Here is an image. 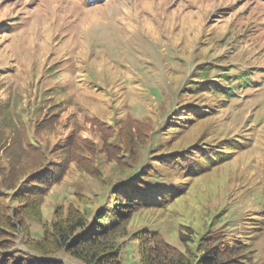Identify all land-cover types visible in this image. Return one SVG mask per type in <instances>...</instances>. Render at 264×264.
<instances>
[{
    "label": "rangeland",
    "instance_id": "1",
    "mask_svg": "<svg viewBox=\"0 0 264 264\" xmlns=\"http://www.w3.org/2000/svg\"><path fill=\"white\" fill-rule=\"evenodd\" d=\"M204 59L228 71L254 73L250 87L244 81L232 85L239 93L225 103L198 83L205 102L217 107L197 122L172 127L170 137L178 147L198 145L208 130L207 141L213 133L239 135L241 151L250 149L193 179L176 201L134 215L129 235L121 240L120 260L142 264L139 241L132 238L140 230L159 232L181 248L180 230L189 227L201 236L220 227L223 215L225 224L234 226L228 231L243 235V215L264 206V0H0V107L8 109L6 120L0 117V188L10 164L5 149L14 141L24 144L13 149L20 155L13 163L22 165L28 142L59 147L70 128L81 129L79 138L95 146L99 170L110 183L126 177L102 152L107 142H118L109 131L117 133L122 121L152 122L161 135L148 132L141 151L146 167L152 165L148 144L167 145L169 118L192 100L188 86ZM53 106L56 128L35 135ZM253 194L259 198L247 201ZM95 195L103 200L97 207L113 200L111 188L104 192L100 182L72 165L45 199L44 223L54 221L56 208L79 206V196ZM29 225L40 238L41 226ZM253 237L254 259L261 264L264 230Z\"/></svg>",
    "mask_w": 264,
    "mask_h": 264
},
{
    "label": "trees",
    "instance_id": "2",
    "mask_svg": "<svg viewBox=\"0 0 264 264\" xmlns=\"http://www.w3.org/2000/svg\"><path fill=\"white\" fill-rule=\"evenodd\" d=\"M227 67L206 59L200 61L188 86V90H193L192 100L182 104L179 113L173 114L166 125L167 145L148 144L146 156L154 159L152 165L146 167L141 151L147 145L148 132L161 135L154 130V123L122 121L117 133L108 130L118 142L114 145L107 142L102 146V152L114 169L125 175L124 180L107 182L99 170L95 146L79 138V128L68 129L59 147L47 145L44 148L28 142L27 149L23 150L26 160L22 165L13 163L20 159L19 154L13 155V149L17 146L23 149L24 144L19 140L7 147L9 170L0 188V264H121V240L129 235L134 215L143 210H157L171 200L176 201L185 194L193 179L208 176L214 170L229 165L241 151L243 142L239 135L221 138L213 133L212 140L207 141L209 135L206 130L197 140L200 145L178 147L177 139L168 133L174 126L182 128L192 119L197 122L205 118L217 107H209L205 102L198 83L207 87L205 93L209 97H218L219 102L225 103L235 101L234 96L239 93L232 85L244 81L250 87L254 73L239 74L235 69L228 71ZM210 74L216 77L211 78ZM122 88L118 86V90ZM56 112L55 106L51 107L49 117L35 126V135L56 128ZM7 116L8 109L0 107V117L6 120ZM74 164L83 174L100 182L104 192L111 188L113 200L97 207L103 202L99 195L91 198L79 196L82 205L58 207L54 211V221L44 223L45 199L53 187L63 182ZM164 170L168 175L165 176ZM174 184H178V188L173 187ZM258 198L253 194L247 201L254 203ZM220 220V227L208 229L198 237L194 236L192 228L188 227L186 232L180 230L181 248L170 244L156 231L140 230L132 238L139 241L142 264H257L252 243L253 236L264 230V206L260 211L243 215V235L228 231L234 226L225 224L223 215ZM29 222L41 226L43 233L40 238L33 237Z\"/></svg>",
    "mask_w": 264,
    "mask_h": 264
}]
</instances>
